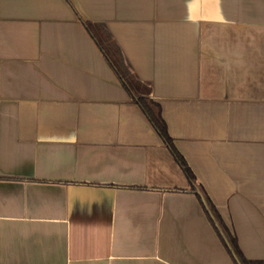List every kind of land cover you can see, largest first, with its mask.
<instances>
[{
    "label": "crops",
    "instance_id": "1",
    "mask_svg": "<svg viewBox=\"0 0 264 264\" xmlns=\"http://www.w3.org/2000/svg\"><path fill=\"white\" fill-rule=\"evenodd\" d=\"M248 261L264 0H0V264Z\"/></svg>",
    "mask_w": 264,
    "mask_h": 264
},
{
    "label": "trees",
    "instance_id": "2",
    "mask_svg": "<svg viewBox=\"0 0 264 264\" xmlns=\"http://www.w3.org/2000/svg\"><path fill=\"white\" fill-rule=\"evenodd\" d=\"M137 99L140 103V105L143 107L147 115L149 116L151 122L153 123L156 130L159 132L161 137L163 138L165 144L169 148L170 152L172 153L173 157L177 161V163L181 166L183 169L185 175L187 176V179L192 184L194 182V176L187 165L186 161L184 160L183 156L179 153V151L175 148V146L172 144L171 138L169 137L165 123L163 119L160 116L159 108L157 105L149 101L146 97L137 95ZM246 264H264V261H248Z\"/></svg>",
    "mask_w": 264,
    "mask_h": 264
}]
</instances>
